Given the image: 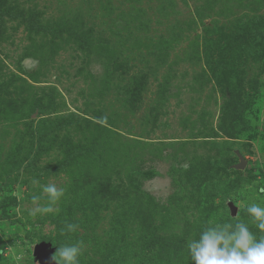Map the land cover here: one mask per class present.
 Here are the masks:
<instances>
[{
	"label": "rangeland",
	"instance_id": "374dc122",
	"mask_svg": "<svg viewBox=\"0 0 264 264\" xmlns=\"http://www.w3.org/2000/svg\"><path fill=\"white\" fill-rule=\"evenodd\" d=\"M260 187L264 0H0V264H193L208 226L264 236Z\"/></svg>",
	"mask_w": 264,
	"mask_h": 264
},
{
	"label": "clouds",
	"instance_id": "9594fccd",
	"mask_svg": "<svg viewBox=\"0 0 264 264\" xmlns=\"http://www.w3.org/2000/svg\"><path fill=\"white\" fill-rule=\"evenodd\" d=\"M43 190L49 194L50 200H58L63 195V190H58L55 185H46ZM258 191L264 194V187ZM244 207L252 223L264 233V207L258 203L245 204ZM42 211L50 212L52 209L48 207ZM77 230L75 223L66 225L67 232ZM64 232L62 228L61 234ZM83 248L82 240L58 247L52 259L55 264H80ZM187 248L193 264H264V236L258 239L242 221L234 225L225 222L208 226L201 231L198 239L188 241Z\"/></svg>",
	"mask_w": 264,
	"mask_h": 264
},
{
	"label": "water",
	"instance_id": "95a60500",
	"mask_svg": "<svg viewBox=\"0 0 264 264\" xmlns=\"http://www.w3.org/2000/svg\"><path fill=\"white\" fill-rule=\"evenodd\" d=\"M53 252L54 249L46 242L36 245L34 249L35 257L41 264H55V261L52 259Z\"/></svg>",
	"mask_w": 264,
	"mask_h": 264
}]
</instances>
